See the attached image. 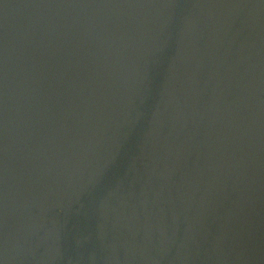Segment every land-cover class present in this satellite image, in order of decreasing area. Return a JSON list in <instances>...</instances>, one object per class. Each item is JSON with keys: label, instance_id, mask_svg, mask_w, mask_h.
<instances>
[{"label": "water", "instance_id": "1", "mask_svg": "<svg viewBox=\"0 0 264 264\" xmlns=\"http://www.w3.org/2000/svg\"><path fill=\"white\" fill-rule=\"evenodd\" d=\"M0 264H264V0H0Z\"/></svg>", "mask_w": 264, "mask_h": 264}]
</instances>
